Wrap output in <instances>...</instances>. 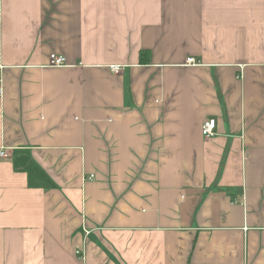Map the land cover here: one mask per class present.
Returning a JSON list of instances; mask_svg holds the SVG:
<instances>
[{"label":"crops","instance_id":"obj_1","mask_svg":"<svg viewBox=\"0 0 264 264\" xmlns=\"http://www.w3.org/2000/svg\"><path fill=\"white\" fill-rule=\"evenodd\" d=\"M0 76V264H264V0H0Z\"/></svg>","mask_w":264,"mask_h":264},{"label":"built area","instance_id":"obj_2","mask_svg":"<svg viewBox=\"0 0 264 264\" xmlns=\"http://www.w3.org/2000/svg\"><path fill=\"white\" fill-rule=\"evenodd\" d=\"M187 65H198L199 62L194 57H189L186 59L185 62ZM50 64L56 67H61L67 65V58L62 54L52 53L50 55ZM112 69L114 72H120L122 70V66L120 65H113ZM4 94V86H3V79L0 76V97ZM217 128V120L215 118H207L202 125V134L205 138H211L216 134ZM8 153L4 147L0 148V157H7ZM94 174H90V176H85V179H92L94 178ZM89 233V231H86Z\"/></svg>","mask_w":264,"mask_h":264},{"label":"trees","instance_id":"obj_3","mask_svg":"<svg viewBox=\"0 0 264 264\" xmlns=\"http://www.w3.org/2000/svg\"><path fill=\"white\" fill-rule=\"evenodd\" d=\"M148 55V52L147 51H141V54H140V57H141V60H144Z\"/></svg>","mask_w":264,"mask_h":264}]
</instances>
